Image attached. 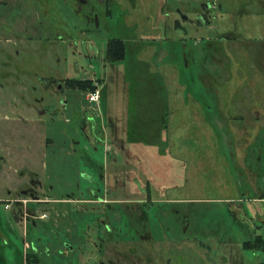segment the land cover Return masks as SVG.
I'll return each mask as SVG.
<instances>
[{
    "label": "rangeland",
    "instance_id": "374dc122",
    "mask_svg": "<svg viewBox=\"0 0 264 264\" xmlns=\"http://www.w3.org/2000/svg\"><path fill=\"white\" fill-rule=\"evenodd\" d=\"M227 2L196 28L175 24L191 0H118L92 28L0 0V264H264V10L246 3L235 42ZM54 74L93 77L98 102L75 89L69 121L35 79Z\"/></svg>",
    "mask_w": 264,
    "mask_h": 264
},
{
    "label": "flooded vegetation",
    "instance_id": "af4514ba",
    "mask_svg": "<svg viewBox=\"0 0 264 264\" xmlns=\"http://www.w3.org/2000/svg\"><path fill=\"white\" fill-rule=\"evenodd\" d=\"M113 1L117 2L118 0H61V3H60L61 13L64 12V8H65L68 12L70 11L72 13V16L78 19H81L88 26L95 28L98 22L101 21V17L105 19V17L107 16V13H109L110 11L109 5ZM251 1H255L258 4V6L264 10V0H233V5L231 3V6L229 3L232 2V0H228V2L226 3L227 4L226 8H231V10L233 9V11L236 7L238 8L240 7V8L239 9L237 8L238 9L237 11H234V12L232 11L233 15L228 14L234 18V21H233L234 23L229 28L226 38H234L235 36V42H236V37L237 35L240 34V33H237V31H240L241 33L245 32V27L243 23L239 25L238 19L241 18L243 14L246 12L245 10L246 3L251 2ZM234 3H235V8H234ZM190 4H191V10H192L193 17H189V15H187L186 13H182L181 11H178L179 17L178 19L175 18L176 25H179L180 21H184V22H189V23L192 22L196 26V28L198 27V23L201 25L207 23L206 26H208V23L210 22V20L214 19V17L217 16V11L219 10V7H220L219 0H191ZM256 28L257 29L255 28L254 29L255 31H258V33H264V24L263 25L258 24ZM234 32H235V35H234ZM221 42L222 41H220V43ZM226 48L228 49L227 43H221L222 51L223 50L225 51ZM237 48H238V45L235 43V52L237 51L236 50ZM262 49H264V47ZM246 52L249 57L252 55L254 56V50L252 49V47H251V51L248 50ZM212 69H214V67ZM35 79L40 84H42L44 87L50 88L54 92L53 93L54 95H59L60 101L61 102L63 101L64 104L68 105L69 111H70V115L68 118L69 121H73L75 118L78 117L81 110H79V107L77 108L75 106L74 101L76 100V98L73 99V92H72L76 88H72L69 84V81L73 78L62 77L60 75L54 74V75H47V76H37L35 77ZM96 79H99V78H96ZM26 83L27 82L25 81L19 80V84H26ZM69 100H71V103L68 104ZM26 106L32 107L29 101H28V104L26 103ZM64 108L67 109V106H65ZM85 117L86 119L91 118L90 115H86ZM257 119L258 117L256 116V121ZM8 193L10 194V190L8 191ZM50 194L51 193H48V192L46 193V195H50ZM10 201L14 202L15 205L18 204L16 206L19 211L23 208L22 205H20L17 202V199L15 197L14 199L13 198L10 199ZM6 205L9 206L8 204ZM24 209L26 212H28L27 208H24ZM39 217H43V216H39ZM26 218H27V215H26ZM118 253L116 255L118 257L115 256L114 262L111 261L112 264H118L117 262H119V264H125L123 260L127 261V259L132 263L141 264V260L139 261L141 256L138 257V254L132 253V256L129 257L128 253L126 252L118 251ZM41 254L42 253L36 251V252L28 253L26 255H28L27 259H30L31 261H34L37 263L39 262V256H41ZM142 260L143 262L145 261L144 259Z\"/></svg>",
    "mask_w": 264,
    "mask_h": 264
},
{
    "label": "trees",
    "instance_id": "16d2710c",
    "mask_svg": "<svg viewBox=\"0 0 264 264\" xmlns=\"http://www.w3.org/2000/svg\"><path fill=\"white\" fill-rule=\"evenodd\" d=\"M44 3V1H42ZM40 8L44 10L43 6ZM45 13V10L43 11ZM124 55V42L121 38L114 37L110 38L107 43H106V48H105V59L108 62H114L119 59H121ZM69 84L72 88H76L78 90H86V89H94L96 87L95 84H93L91 79H71L69 81ZM28 258V255H26V259Z\"/></svg>",
    "mask_w": 264,
    "mask_h": 264
},
{
    "label": "built area",
    "instance_id": "2783aa9c",
    "mask_svg": "<svg viewBox=\"0 0 264 264\" xmlns=\"http://www.w3.org/2000/svg\"><path fill=\"white\" fill-rule=\"evenodd\" d=\"M91 79L94 80L93 77H91ZM85 98L90 103H96V102H98V100H99V89H98V87L97 88L95 87L94 89L87 91ZM44 215L45 214H41L39 216H44Z\"/></svg>",
    "mask_w": 264,
    "mask_h": 264
}]
</instances>
